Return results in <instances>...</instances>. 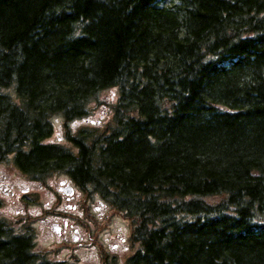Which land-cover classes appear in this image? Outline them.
Listing matches in <instances>:
<instances>
[{
    "label": "trees",
    "instance_id": "16d2710c",
    "mask_svg": "<svg viewBox=\"0 0 264 264\" xmlns=\"http://www.w3.org/2000/svg\"><path fill=\"white\" fill-rule=\"evenodd\" d=\"M163 1L0 0V164L97 195L125 264H264V0ZM40 242L0 216V264H76Z\"/></svg>",
    "mask_w": 264,
    "mask_h": 264
},
{
    "label": "rangeland",
    "instance_id": "374dc122",
    "mask_svg": "<svg viewBox=\"0 0 264 264\" xmlns=\"http://www.w3.org/2000/svg\"><path fill=\"white\" fill-rule=\"evenodd\" d=\"M172 2H175V0H164L161 4L163 6H168ZM118 97V91L116 88H109L108 90L103 91L97 101L90 102L88 104L89 112L87 117L84 119H79L71 122L69 124V127L73 133H75L78 129L82 127H86L89 125L96 126L98 128H102L104 125H106L112 117V110L111 105L114 104ZM55 128L57 129L54 136L51 138V141H59L61 143H65L62 136L60 135V125L62 124L60 117H54L52 119ZM7 181V185L12 189L13 196L11 200L6 199L7 197H4L0 193V198L3 201V205L0 207V216L4 218H10L16 211L20 210L21 206L15 202L16 195L18 194L17 190L25 187H34V191L39 196V204H36L35 206H32L31 209H33V213H37L42 205L44 204L46 200L48 199L47 195L51 194V189L53 188L52 182L48 181L47 184L49 188L47 189L46 186L41 185L39 182H33L30 181L27 177L19 174L17 171L13 170L10 166V164H0V182L1 180ZM7 179V180H6ZM57 180H60V177L57 178ZM33 190V189H32ZM45 207V206H44ZM25 211H29L30 209L26 208ZM44 219V217H43ZM36 220V223L34 224L35 227V234L38 235L39 240L41 241V247L42 248H56L57 243L56 241H63L65 239V235H59L57 236L56 233L52 232L48 226V223L50 221H41ZM116 220V221H115ZM113 224V225H112ZM109 226V227H108ZM100 227H108L104 232L103 235H110L115 234L120 230V233L122 232V235L124 238H126L128 233V225L126 222L122 221L118 218H112L111 220H107L105 222H102ZM113 227V228H112ZM67 241H71L70 239H67ZM111 243H118L119 240H111ZM73 248V246L68 244H63V246L58 247V259H65L68 258L69 249ZM124 248V245H123ZM68 249V250H66ZM122 260L130 255V251L126 250L125 253L121 252L120 255H122ZM54 257L56 256L55 253L52 254ZM77 257L79 259H82L85 257V252L82 250H77Z\"/></svg>",
    "mask_w": 264,
    "mask_h": 264
},
{
    "label": "bare ground",
    "instance_id": "6f19581e",
    "mask_svg": "<svg viewBox=\"0 0 264 264\" xmlns=\"http://www.w3.org/2000/svg\"><path fill=\"white\" fill-rule=\"evenodd\" d=\"M76 150V149H75ZM48 196V195H47ZM212 200V199H211ZM116 221V220H115ZM113 225V224H112ZM113 228V227H112Z\"/></svg>",
    "mask_w": 264,
    "mask_h": 264
}]
</instances>
